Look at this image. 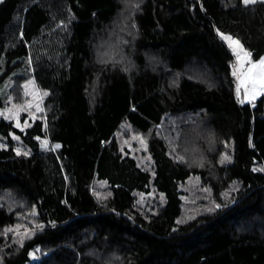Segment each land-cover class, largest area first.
<instances>
[{
    "label": "trees",
    "instance_id": "trees-1",
    "mask_svg": "<svg viewBox=\"0 0 264 264\" xmlns=\"http://www.w3.org/2000/svg\"><path fill=\"white\" fill-rule=\"evenodd\" d=\"M221 34L258 59L264 0H0V85L47 107L0 116V264H264V94L239 102Z\"/></svg>",
    "mask_w": 264,
    "mask_h": 264
},
{
    "label": "rangeland",
    "instance_id": "rangeland-1",
    "mask_svg": "<svg viewBox=\"0 0 264 264\" xmlns=\"http://www.w3.org/2000/svg\"><path fill=\"white\" fill-rule=\"evenodd\" d=\"M67 17L68 18L72 17L70 12H68ZM68 31H69V27L67 24L60 25L59 30L54 35L55 40L63 39L68 34ZM233 39L238 40L236 38H233ZM225 42L229 45L228 41L225 40ZM262 57H264V54H262L258 59L251 58V60L253 62H256V61H259ZM33 59L34 58H32V62H33ZM235 59H236V56H235ZM12 81H13L12 79H8V81L6 82L4 86H2V84L0 85V96H3V97L6 96L5 104L3 107L0 108V113H3L0 116L10 117L7 119H11L16 126L17 124H19L20 125L19 128H24L26 127L25 122H27V125H29L33 119L43 116L45 114L47 110V107L44 103L46 89L39 88L34 77H28V78L22 79L16 82L15 86H14V83H12ZM29 82H32V83H29ZM236 88H237V85H236ZM240 97L244 99L243 89H241ZM14 105L24 106L25 110L17 111L16 108L13 107ZM37 106H39L41 111H37ZM124 130H126V127L124 128ZM118 137L121 138L120 140L122 141L123 145L130 152V154H132L134 157L138 159L141 165H143L145 168H148L150 166L149 156L145 152L146 139L144 135L134 130L128 129L127 132L120 130L118 132ZM141 139L144 142L143 144L141 143ZM39 141H40V145L44 148L49 147L55 150L56 148L55 146L57 145V144H52L49 141V139L46 137L40 138ZM157 194L158 193L152 189L147 194L140 193L138 197L139 199H144L148 196H153ZM29 257H30V260L26 264H32V262L39 259V247L38 246H36L34 249H32L29 252Z\"/></svg>",
    "mask_w": 264,
    "mask_h": 264
},
{
    "label": "snow or ice",
    "instance_id": "snow-or-ice-1",
    "mask_svg": "<svg viewBox=\"0 0 264 264\" xmlns=\"http://www.w3.org/2000/svg\"><path fill=\"white\" fill-rule=\"evenodd\" d=\"M242 2L245 5L248 4H255L258 2V0H242ZM222 38L229 42V47L232 49L236 56V63L233 66V72L232 75L236 77L237 79V88H236V94L239 98L241 95V89H243L244 99L239 100L241 104H243L246 100H255L258 95L264 94V57H262L259 61L253 62L251 60V53L244 50L243 46L240 44L238 40H234L230 36H225L224 34H221ZM32 83V82H29ZM27 87V86H25ZM27 94V93H26ZM46 95V93H45ZM14 108H16L17 111H23L25 110L24 106L20 105H14ZM37 111H41L39 106H37ZM3 113H0L2 115ZM10 118V117H5ZM25 126L27 125V122H25ZM17 127H20L19 124H17ZM14 139H19V137H13ZM141 143L143 144V140L141 139ZM55 147H59V145H56ZM17 155H28L27 152H22L21 149H16ZM178 159H183V157H179ZM229 157L225 156L222 158V163L227 161ZM264 170V169H261ZM215 207H220L219 205H216ZM214 209H207V211H213ZM33 214H35L33 212ZM188 219H194V217L190 216ZM179 223H183L185 221L181 220L178 221ZM37 227H40L37 225ZM18 230V229H17ZM6 231H14V229H7ZM30 235V233H28ZM21 238V242H22Z\"/></svg>",
    "mask_w": 264,
    "mask_h": 264
}]
</instances>
